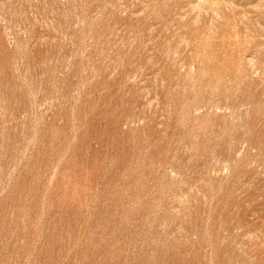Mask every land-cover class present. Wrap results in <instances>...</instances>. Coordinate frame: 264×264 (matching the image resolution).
I'll return each mask as SVG.
<instances>
[{
	"label": "rangeland",
	"instance_id": "1",
	"mask_svg": "<svg viewBox=\"0 0 264 264\" xmlns=\"http://www.w3.org/2000/svg\"><path fill=\"white\" fill-rule=\"evenodd\" d=\"M0 264H264V0H0Z\"/></svg>",
	"mask_w": 264,
	"mask_h": 264
}]
</instances>
